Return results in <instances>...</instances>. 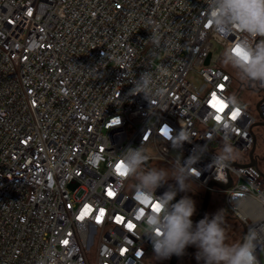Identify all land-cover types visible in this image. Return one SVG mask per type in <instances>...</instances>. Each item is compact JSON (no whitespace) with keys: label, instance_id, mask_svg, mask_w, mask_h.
Listing matches in <instances>:
<instances>
[{"label":"built area","instance_id":"built-area-1","mask_svg":"<svg viewBox=\"0 0 264 264\" xmlns=\"http://www.w3.org/2000/svg\"><path fill=\"white\" fill-rule=\"evenodd\" d=\"M207 17L206 0H0V264L169 262L146 234L152 204L139 205L134 178L115 171L122 152L141 145L145 170L170 175L193 155L186 183L204 192L231 178L213 194L223 195L245 235L257 232L264 264V171L247 165L264 135V82L250 90L222 62L243 37H219ZM143 72L154 80L148 100L131 92ZM235 82L260 100L255 114L239 103L233 120ZM225 119L238 131L221 128ZM181 130L191 142L178 149L172 137ZM225 143L242 155L236 165H213ZM174 185L169 179L156 195Z\"/></svg>","mask_w":264,"mask_h":264},{"label":"clouds","instance_id":"clouds-1","mask_svg":"<svg viewBox=\"0 0 264 264\" xmlns=\"http://www.w3.org/2000/svg\"><path fill=\"white\" fill-rule=\"evenodd\" d=\"M206 3L209 28L221 38L226 39L234 33L243 37L225 48L222 62L235 69L244 79L264 82V0H206ZM152 40L159 45L160 41L155 35ZM160 73L161 76L166 75L167 68L162 66ZM133 85L131 92L134 91L135 95L143 94L147 99L153 93L152 74L141 73ZM162 94L163 89H159L157 95ZM228 102L233 108L232 115L236 112L240 114L241 106L237 99L230 97ZM117 119L121 123L119 117L113 118V121ZM220 127L226 132L238 131L232 121L227 119L221 122ZM185 142H191V138L182 130L172 137L173 146L178 149ZM234 155L232 145L225 143L214 156L212 164L226 166ZM148 160L149 156L141 145L124 150L119 163L122 164V171L126 172L125 176L133 177L137 181L134 200L143 206L159 204V211H152L143 217L147 225L146 234L150 237L154 255L158 259L182 256L187 247L195 246L196 259L203 261V264H257L255 230L250 229L242 242L228 244L222 210L211 218L205 216L194 225L192 217L196 212L195 202L188 196L176 200L178 192L190 190L186 182L198 159H194L193 155L189 156L184 164L173 169L171 175L165 168L145 170ZM169 179L174 180L175 185L169 186L168 190L157 196L156 190ZM39 264H45V261L41 259Z\"/></svg>","mask_w":264,"mask_h":264},{"label":"rangeland","instance_id":"rangeland-1","mask_svg":"<svg viewBox=\"0 0 264 264\" xmlns=\"http://www.w3.org/2000/svg\"><path fill=\"white\" fill-rule=\"evenodd\" d=\"M219 52H220V48L218 46H216V51H215V54H214V58L215 59L218 58ZM229 68H231V66ZM234 86H235V92L237 94V100L239 101L241 106L245 107L246 109H250L251 112L253 114H255L256 113L255 105L260 100L259 94H257L254 91H247L244 88L242 90H240V92L238 93L237 92V90L239 89L238 88V83L235 82ZM256 153L260 156L259 167H260L261 170L264 171V135L260 136L259 139H258ZM179 154H180V152L177 153V155H179ZM241 155L242 154L240 152L235 150L234 158H238ZM160 168H162V167H160ZM133 181L137 183V181L135 179ZM188 187L190 188V190L185 192V195L190 197L195 202V207H196V212H195V214L192 217V219H193L198 213V209L200 208V205L202 203V198H203L205 192L199 186H195V185L191 184ZM224 203H225L224 202V197H223L222 194H219V195L218 194H215V195L213 194L207 216L209 218H211L213 214H215L218 211L222 210L221 215L224 218V225L223 226L226 229L227 237H228V239L226 240V243L232 244V243H236V242H242L243 234L245 232L244 227L239 222H237L236 220L232 219L227 214V212H226V210L224 208L225 207ZM192 250L196 251V253H197V248L195 246L187 247L186 250H185V253L183 254V257L180 259L178 264H199V262H197V260H195L191 256ZM261 259H262V262L264 263V247H263V249L261 251ZM153 264H169V262H164V261L161 262V261L156 259Z\"/></svg>","mask_w":264,"mask_h":264},{"label":"water","instance_id":"water-1","mask_svg":"<svg viewBox=\"0 0 264 264\" xmlns=\"http://www.w3.org/2000/svg\"><path fill=\"white\" fill-rule=\"evenodd\" d=\"M210 59H211V56H209L208 59L206 60V65H209ZM253 82H255V81L250 80L249 83H248V88L250 90L253 89V87H252V83ZM259 125H264V122L260 123ZM256 149H257V145L255 144L254 147L252 148V150L249 153L250 162L247 165L254 166V167H259L258 159L255 157ZM229 164L230 165H236L234 162H229ZM263 178H264V174H263ZM231 186H232V179L231 178H230L228 184H223V183H220V182H212V183L209 184V186H208L207 190L205 191V194H204V196L202 198V203L200 205V208L198 209V213L192 219L194 225L200 219H202L205 216H207L208 211H209V206H210V203H211V199H212V196H213V188L217 187V188H219L221 190H226V189L230 188ZM179 199L180 198H177L176 200H179ZM244 236H245V232L243 234L242 241L244 239ZM182 257H183V255L182 256L173 255L172 258L169 261V264H178V262L180 261V259Z\"/></svg>","mask_w":264,"mask_h":264},{"label":"snow or ice","instance_id":"snow-or-ice-1","mask_svg":"<svg viewBox=\"0 0 264 264\" xmlns=\"http://www.w3.org/2000/svg\"><path fill=\"white\" fill-rule=\"evenodd\" d=\"M213 99H214V101H215V103H213V107H217V105H220L219 107H217V110H218V111H223V107H224V106L221 104V102L218 101V100H216L215 96H214ZM238 114H239L238 112L233 113V115H232V119H236V117L238 116ZM216 119H217V120H220L221 117H220V116H216ZM113 123H117V121H113ZM165 135H167V130H165ZM115 171H116L120 176H125V175H126V172L122 171V164H121V163H118V164L116 165V167H115ZM108 194H109V195H113V193H112L111 191H109ZM151 206H152V210H153V211H159V204H158V203H154V204H152ZM101 214H102V212H101ZM64 243L66 244L67 241H64Z\"/></svg>","mask_w":264,"mask_h":264},{"label":"trees","instance_id":"trees-1","mask_svg":"<svg viewBox=\"0 0 264 264\" xmlns=\"http://www.w3.org/2000/svg\"><path fill=\"white\" fill-rule=\"evenodd\" d=\"M224 206H225V204H224ZM225 208V210H226V212H227V214L232 218V219H234V220H236L237 222H239L238 221V219L236 218V217H234L231 213H230V211L227 209V207L225 206L224 207ZM240 223V222H239ZM241 224V223H240ZM242 225V224H241ZM195 260H197L195 257H193ZM197 262H199V264H203V261H198L197 260Z\"/></svg>","mask_w":264,"mask_h":264},{"label":"flooded vegetation","instance_id":"flooded-vegetation-1","mask_svg":"<svg viewBox=\"0 0 264 264\" xmlns=\"http://www.w3.org/2000/svg\"><path fill=\"white\" fill-rule=\"evenodd\" d=\"M191 253H192L191 256L196 258V251L192 250Z\"/></svg>","mask_w":264,"mask_h":264}]
</instances>
